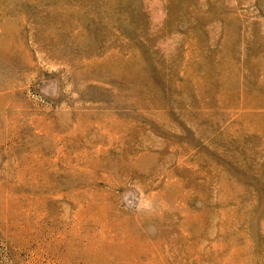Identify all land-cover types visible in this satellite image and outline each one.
<instances>
[{
  "label": "rangeland",
  "instance_id": "374dc122",
  "mask_svg": "<svg viewBox=\"0 0 264 264\" xmlns=\"http://www.w3.org/2000/svg\"><path fill=\"white\" fill-rule=\"evenodd\" d=\"M0 264H264V0H0Z\"/></svg>",
  "mask_w": 264,
  "mask_h": 264
}]
</instances>
